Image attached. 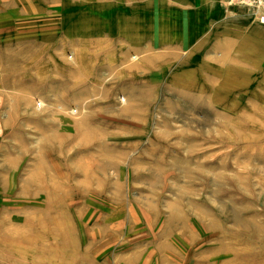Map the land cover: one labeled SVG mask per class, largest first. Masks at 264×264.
<instances>
[{
  "label": "rangeland",
  "instance_id": "374dc122",
  "mask_svg": "<svg viewBox=\"0 0 264 264\" xmlns=\"http://www.w3.org/2000/svg\"><path fill=\"white\" fill-rule=\"evenodd\" d=\"M76 2L0 0V264H264V5Z\"/></svg>",
  "mask_w": 264,
  "mask_h": 264
},
{
  "label": "built area",
  "instance_id": "2783aa9c",
  "mask_svg": "<svg viewBox=\"0 0 264 264\" xmlns=\"http://www.w3.org/2000/svg\"><path fill=\"white\" fill-rule=\"evenodd\" d=\"M228 4H239L251 7L254 10L262 9V5H264V0H226ZM258 21V20H257ZM259 23L264 24V16L261 15L259 18Z\"/></svg>",
  "mask_w": 264,
  "mask_h": 264
},
{
  "label": "crops",
  "instance_id": "0c3cea01",
  "mask_svg": "<svg viewBox=\"0 0 264 264\" xmlns=\"http://www.w3.org/2000/svg\"><path fill=\"white\" fill-rule=\"evenodd\" d=\"M78 1H80V2H79V3L76 2V3H75L76 6L86 5V2H84L85 0H78ZM137 5H140V4H137ZM141 5H142V4H141ZM149 10H150V8L145 9V11H149Z\"/></svg>",
  "mask_w": 264,
  "mask_h": 264
},
{
  "label": "bare ground",
  "instance_id": "6f19581e",
  "mask_svg": "<svg viewBox=\"0 0 264 264\" xmlns=\"http://www.w3.org/2000/svg\"><path fill=\"white\" fill-rule=\"evenodd\" d=\"M258 23V22H257ZM262 25V24H261Z\"/></svg>",
  "mask_w": 264,
  "mask_h": 264
}]
</instances>
